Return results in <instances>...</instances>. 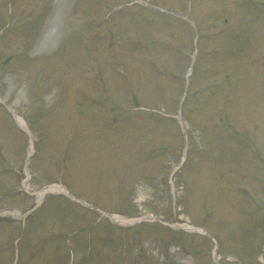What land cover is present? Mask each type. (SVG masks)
I'll return each instance as SVG.
<instances>
[{"label":"rangeland","instance_id":"rangeland-1","mask_svg":"<svg viewBox=\"0 0 264 264\" xmlns=\"http://www.w3.org/2000/svg\"><path fill=\"white\" fill-rule=\"evenodd\" d=\"M37 1L41 2L40 8ZM150 1L165 7L172 3ZM240 1L193 0L191 4L184 0L187 5L183 13L190 14L200 27L198 39L194 38L193 24L178 19L163 22L151 10L135 11L130 16L135 24L127 25L123 13L129 6L118 0H86L87 5L78 0L76 6L75 0H23L24 5L21 0L14 1L17 3L13 10L21 5L17 9L19 18L28 10L30 46L22 57L26 42H19L23 34H19L16 21L10 18L17 14H9L10 28H4V22L0 24V63L9 52L13 57L7 58L8 62L0 68V95L25 117L33 132L36 152L29 160V188L39 190L43 185L61 181L65 170L74 171L66 173L64 179L69 191L77 197L105 202L107 207L109 197L111 202H137L141 213H157L167 220L206 224V218L208 226L223 238L221 264H264L258 259L264 241L262 110L257 109L250 119L255 112L254 95H259L263 85L258 77L264 69V56L257 54L264 50V29L256 27L264 23V2L255 0L258 5L252 2V9L248 2L246 11L244 8L233 11L231 6L237 7ZM1 8L3 4L0 12ZM4 11L8 12L9 6ZM39 25L40 36L36 38L34 34L35 40L30 43L33 36L30 34ZM50 28L53 32L49 42L55 47L66 36L79 44L92 45L90 60L98 61L87 63V68L92 64L89 68L92 84L90 88L82 86L92 96L100 92L98 98L102 93L107 97L108 104L97 107L104 110L105 123L114 126V131L104 129L101 133L88 117L93 127L89 130L82 114L77 113L80 107L76 101L85 96L83 88L74 85L76 79V83L83 82L78 75L81 67L69 72L64 54L62 61L50 55L42 59L45 55L40 54L41 48L46 45L45 42L41 45L40 39ZM249 33L253 35L248 37ZM255 35L262 38L252 43ZM244 38H249L252 45ZM143 41V46H139L138 42ZM82 51L76 50L74 56L79 64L88 60ZM255 58L259 61L254 64L256 67L251 65ZM119 67L125 74H118ZM189 67L192 73L182 109L186 140L177 124V114ZM50 73L57 77L48 79ZM230 92L234 100L229 98ZM259 101L263 107V98L259 97ZM77 129L86 135V148L81 147L85 140L81 145L77 142ZM72 130L75 133L69 134ZM124 141L130 144L125 153ZM30 145L29 135L16 126L0 104V211L11 206L15 212H25L37 201V196L27 193L22 186ZM185 152L186 165L175 184V200L183 203L185 212L178 209L175 214L167 203L173 202L170 187L159 179L169 177ZM43 202L69 200L59 192H50ZM224 205L225 210L220 208ZM126 212L134 215L131 208ZM39 214L37 217L33 214L35 221ZM44 214L46 210L41 219ZM0 215V224H11L0 226V235L3 234L0 238L5 241L10 229L15 232L21 221L9 214ZM97 225L96 231L104 236L101 237L104 246L114 247L112 238L118 235L117 230L101 221ZM12 226L15 227L9 229ZM145 230L141 235L143 250L136 248L131 231L126 232L124 245L132 260L139 257L140 264H186L183 261L189 264L188 255L178 259L179 262L174 260L179 246L172 244V236L162 234L163 239L158 233L157 238L153 235L151 239L152 232ZM193 239L203 242L196 247L199 250L196 264H213L206 254L213 247L212 242L199 235L188 241L194 242ZM186 247L191 249L193 244Z\"/></svg>","mask_w":264,"mask_h":264},{"label":"bare ground","instance_id":"bare-ground-1","mask_svg":"<svg viewBox=\"0 0 264 264\" xmlns=\"http://www.w3.org/2000/svg\"><path fill=\"white\" fill-rule=\"evenodd\" d=\"M51 189H58V188L56 187V188H51Z\"/></svg>","mask_w":264,"mask_h":264}]
</instances>
